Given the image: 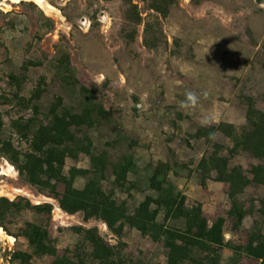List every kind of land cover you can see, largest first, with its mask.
<instances>
[{
    "label": "rangeland",
    "instance_id": "rangeland-1",
    "mask_svg": "<svg viewBox=\"0 0 264 264\" xmlns=\"http://www.w3.org/2000/svg\"><path fill=\"white\" fill-rule=\"evenodd\" d=\"M2 1V139L34 152L20 129L71 114L78 146L63 172L121 212L110 226L102 212L65 210L0 150V197L15 203L1 216L0 264L92 260L91 228L116 248L106 264H259L264 182L249 149L261 128L245 116L250 102L264 110V0ZM187 90L200 100L182 109ZM226 93L237 120L202 126L192 111ZM233 166L242 183L218 178ZM34 226L46 250L29 236Z\"/></svg>",
    "mask_w": 264,
    "mask_h": 264
},
{
    "label": "trees",
    "instance_id": "trees-1",
    "mask_svg": "<svg viewBox=\"0 0 264 264\" xmlns=\"http://www.w3.org/2000/svg\"><path fill=\"white\" fill-rule=\"evenodd\" d=\"M249 112L246 114L245 118L247 123H252L255 126L260 127V131L255 134L252 140L250 152L251 154L259 160V163L255 166L254 170L259 174L260 181L264 182V110L253 107V103H249ZM89 118V117H88ZM89 124L91 122L97 121L98 119L92 118L88 119ZM27 121L34 123L36 118L30 116ZM76 124L74 121V116L67 114L63 117L55 116V121L53 125L40 126L37 131H29L28 124L23 126L19 133L25 138V142L29 143V146L34 149L29 150V152L21 151V144L13 145L11 141L3 140V121L0 117V150L5 154H10L9 158L13 160L22 172H29L32 176V182L36 184L46 185L49 188L50 193H53L55 197L59 199L61 206L68 211L76 210H92L94 214L104 213L107 214V222L109 225H113V219L118 211V207L114 205L112 201L103 203L101 193L93 189L91 186L87 185L82 188L75 186L74 180L68 177L63 172V165L65 164V158L68 153L72 150V146H78L73 143V135L70 129V125ZM35 130V129H34ZM32 135L31 139H27V136ZM2 144V145H1ZM82 146V145H81ZM82 150L85 147H81ZM10 152V153H9ZM22 159L19 158L18 154H23ZM218 158H214V163H216ZM227 159H223V166H218V172L220 174L224 173L227 166ZM229 170L234 173L230 178L219 176V179H232L237 183H242L243 175L239 167L233 166ZM69 200L70 203H69ZM259 202V207L257 211L264 216V196L257 199ZM3 201L7 202V205H3ZM14 205V202L9 201L4 197H0V221L3 214H9L11 207L9 205ZM173 204V203H172ZM175 203L173 204V206ZM45 207L47 213H51L52 205L50 203H45L41 205ZM141 219V224L139 228L142 231L146 230V205L143 208L138 209ZM90 233L88 238V246L91 252L92 260H85L84 258H79L77 260H72L70 258L64 259L65 264H106V261L110 258H115L116 248L105 242V240L96 233L95 229H87ZM259 236H257V245L259 248L260 261L259 264H264V231H260ZM29 236L32 237L37 243L40 249L46 250V245L44 240L46 239V233L40 226H34V229L30 231ZM168 264H173L168 262Z\"/></svg>",
    "mask_w": 264,
    "mask_h": 264
},
{
    "label": "crops",
    "instance_id": "crops-1",
    "mask_svg": "<svg viewBox=\"0 0 264 264\" xmlns=\"http://www.w3.org/2000/svg\"><path fill=\"white\" fill-rule=\"evenodd\" d=\"M229 94L226 93L225 99L216 100L210 108L209 112L203 111H195L193 110L192 113L194 114L197 120H201L205 115H211L214 117L213 124L217 117H220L222 120H226L229 122H234L238 118V113L232 108L231 102L229 101Z\"/></svg>",
    "mask_w": 264,
    "mask_h": 264
},
{
    "label": "clouds",
    "instance_id": "clouds-1",
    "mask_svg": "<svg viewBox=\"0 0 264 264\" xmlns=\"http://www.w3.org/2000/svg\"><path fill=\"white\" fill-rule=\"evenodd\" d=\"M203 95H206L203 94ZM200 100V95H198L196 92L192 90H187L185 92V99L180 102V107L182 109H191L197 106ZM214 117L211 115H205L201 119V125L202 126H209L213 122Z\"/></svg>",
    "mask_w": 264,
    "mask_h": 264
},
{
    "label": "bare ground",
    "instance_id": "bare-ground-1",
    "mask_svg": "<svg viewBox=\"0 0 264 264\" xmlns=\"http://www.w3.org/2000/svg\"><path fill=\"white\" fill-rule=\"evenodd\" d=\"M13 1H19V0H13ZM36 1H39L41 3H44V0H36ZM0 4H4V2H0ZM48 7H52L51 4H47ZM5 236L9 239L10 242H12L14 240V237L8 233H5Z\"/></svg>",
    "mask_w": 264,
    "mask_h": 264
}]
</instances>
